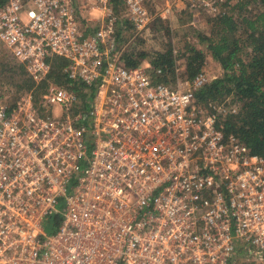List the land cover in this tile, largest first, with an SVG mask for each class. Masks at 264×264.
Returning <instances> with one entry per match:
<instances>
[{"label": "built area", "instance_id": "obj_1", "mask_svg": "<svg viewBox=\"0 0 264 264\" xmlns=\"http://www.w3.org/2000/svg\"><path fill=\"white\" fill-rule=\"evenodd\" d=\"M123 3L150 25L144 0ZM86 5L107 15L91 33ZM116 37L111 0H0V44L35 86L57 56L66 86L93 89L85 108L55 83L0 99V264H236L239 247L264 264V158L225 136L237 107L196 105L203 72L124 66Z\"/></svg>", "mask_w": 264, "mask_h": 264}, {"label": "trees", "instance_id": "obj_2", "mask_svg": "<svg viewBox=\"0 0 264 264\" xmlns=\"http://www.w3.org/2000/svg\"><path fill=\"white\" fill-rule=\"evenodd\" d=\"M231 1L224 0L230 11L211 16L209 33L197 35L207 52L187 45L183 53L184 62L178 72L170 43L162 51L123 50L120 61L126 67H135L146 60L148 71L156 81L174 84L177 77L192 80L202 73L209 54L219 63L223 73L194 91L196 105L200 108L220 103L236 106V112H229L225 116V136L240 140L251 153L264 158V0H235L232 4ZM120 4H124L123 0H111V8L116 11ZM163 28L169 35L168 27ZM116 34L118 36L119 31ZM67 63L64 58L52 57L47 80L35 86L25 68L10 53L2 57L0 78L18 91L17 97L9 105H13L20 93L32 91L38 96L50 83L66 86L68 81L63 68ZM66 87L76 90L84 108L87 107L86 98L92 95L93 89L85 93L81 85L79 88L75 84ZM57 220L56 217L54 221ZM240 263L249 264L244 261Z\"/></svg>", "mask_w": 264, "mask_h": 264}, {"label": "rangeland", "instance_id": "obj_3", "mask_svg": "<svg viewBox=\"0 0 264 264\" xmlns=\"http://www.w3.org/2000/svg\"><path fill=\"white\" fill-rule=\"evenodd\" d=\"M232 0L230 3H234ZM144 6L151 18L150 25L145 29H136L131 23L126 22V9L124 4L117 6V11L112 9V15L116 17V32L119 31L118 43L124 51H162L168 43L174 49L177 67L184 62L183 53L187 45L191 44L199 49H205L197 37L198 33L208 34L210 29L211 16L220 12L230 11L228 4L224 0H144ZM212 8L215 9L212 10ZM82 24L86 31L91 33L102 21H105L107 15L92 11L89 5H86V11L82 12ZM160 23V24H159ZM163 26L169 29V35ZM117 35V34H116ZM116 37V38H117ZM207 52V51H206ZM5 55L9 56L8 49L0 44V60ZM12 64H15L12 61ZM142 66L149 68L146 60L142 61ZM203 73L211 81L222 75L223 71L218 62L213 60L208 54L206 56ZM18 91L12 85L0 78V99L10 104L14 97H17ZM24 93H20L21 96ZM228 107L230 105L226 104ZM50 232L49 228L46 229ZM242 248L235 251L236 264L242 262Z\"/></svg>", "mask_w": 264, "mask_h": 264}]
</instances>
